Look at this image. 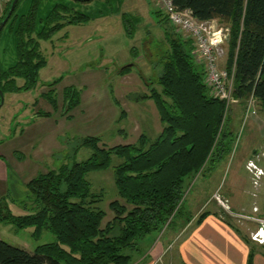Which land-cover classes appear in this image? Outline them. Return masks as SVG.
Instances as JSON below:
<instances>
[{
  "label": "trees",
  "instance_id": "obj_1",
  "mask_svg": "<svg viewBox=\"0 0 264 264\" xmlns=\"http://www.w3.org/2000/svg\"><path fill=\"white\" fill-rule=\"evenodd\" d=\"M172 1L179 9H189L198 20L215 18L228 27L222 67L228 72L233 70L232 96L242 112L251 96L256 104L264 106V0ZM41 2L31 0L26 13L16 16L13 22L17 60L6 70L0 68L3 94L36 86L39 70L46 64L39 40L50 38L65 24L88 21L87 15L55 4L40 19L43 25L36 31ZM160 11L155 12L158 17ZM163 16L167 21L158 18V25L167 48L157 78L160 90L153 88L149 94L162 124L160 132L153 139L141 133L133 143L113 146H104L98 136H86L73 149L75 154L81 146L89 148L86 159L77 161L68 155L66 162L26 183L28 195L17 202L25 214L13 215L5 199H0V223L11 224L15 230L31 227L36 239L43 232L54 237L32 250L0 238V264H140L144 257L137 259L134 252L140 250L138 240L147 234L160 233L178 222L181 231L193 219L197 225L209 214L232 226L224 209L203 210L196 218L184 210L190 183L231 152L236 129L229 116L231 105L212 95L204 80V69L196 58L192 40ZM122 22L126 34L132 37L137 19L124 13ZM125 72L127 69L121 70ZM17 78L23 79L20 86ZM60 79L48 84L54 85ZM76 88H63L64 113L80 103L81 92ZM53 91L50 88L41 96L55 112L58 104ZM36 114L50 116L51 112L37 110ZM113 156L120 159L112 171L124 203L111 200L108 207L113 216L102 224L106 213L98 206L101 197L92 191L86 175L110 167ZM243 239L249 245L247 264H253L251 240L245 236Z\"/></svg>",
  "mask_w": 264,
  "mask_h": 264
},
{
  "label": "rangeland",
  "instance_id": "obj_2",
  "mask_svg": "<svg viewBox=\"0 0 264 264\" xmlns=\"http://www.w3.org/2000/svg\"><path fill=\"white\" fill-rule=\"evenodd\" d=\"M135 2L136 0H127L124 6L123 2L113 0L112 4L108 2L104 4L108 9L114 6L115 11L120 7L119 14L124 10L128 15L140 16L132 39L124 32L117 13L98 24L89 23L84 27L64 26L50 39L39 40V49L46 65L39 70L36 86L28 91H21L19 95L6 93L3 96V103L0 106L1 153L6 155L9 149L21 145L24 135L20 134L21 127L25 122L20 119L23 109L21 104L27 101L31 102L28 111L34 108L51 112L49 119L52 121L51 135L55 136L58 142L56 146L48 147L51 153L42 157L40 163L42 168H56L68 160V155L69 158L74 156L77 161L86 159L90 154L87 147L81 146L75 154L73 153V149L86 136H98L101 144L113 146L133 143L141 133L153 139L160 132L162 124L155 114V104L149 94L153 88L160 90L157 78L162 70L161 59L167 44L158 25V16L155 14L156 11H160L156 4L157 0H142V7L138 5L136 9L132 4ZM30 3L31 0H20L13 17H9L0 32V38L6 45L5 59L10 58L9 42H14V39L16 42L15 34L10 32V27L16 21V16L26 13ZM45 4L49 7L52 1ZM45 4L42 5L43 9ZM45 15L40 9L38 17L42 18ZM163 15L161 12L158 18L167 21L163 19ZM217 24L226 26L219 21ZM42 25L43 22L38 19L36 31ZM80 28L83 32L79 31ZM97 29L102 32L86 36L89 31ZM66 32L74 41L80 34H84L82 37H86L84 38L86 44L68 42L65 40ZM91 37L96 39L88 40ZM224 60L225 57H222L221 66L224 65ZM122 69H127V72L122 74ZM58 78H61L60 81L54 85L48 84ZM21 82L22 80L18 79L17 83ZM69 85H74L80 90L82 99L77 108L73 107L64 113L62 91ZM50 88L54 90L52 97L56 98L58 104L55 112L52 111L48 100L41 96V93ZM10 96H15L13 98H16L19 104L16 101L11 102ZM240 111V105L238 107L234 103L231 105L229 116L231 124L236 129L231 152L190 183L184 210L193 213L196 218L203 210L224 209L232 225L251 240L253 250L264 253V242L258 243L251 239L252 234L264 224V153L261 154V151H264V139L257 138L254 144H246L247 132L254 127L248 122L242 124ZM26 116L29 117V114ZM56 116L59 118L55 125L53 120ZM35 129V138L45 135V125H36ZM252 150L257 151L258 156L252 154ZM249 156L253 162H247ZM119 161V158L113 156L110 167L90 171L86 175L92 191L99 193L101 197L98 206L106 213L102 224L113 216L112 210L108 207L111 200L118 199L124 203L117 193L112 171V166ZM194 221L195 219L191 221L188 229L195 225ZM179 226L180 222L175 227L166 228L160 233L152 232L138 240L140 250L134 252V256L137 259L140 255L144 257L140 264H181L178 260L177 242L182 234L174 238L180 232ZM28 232V228L22 229L19 236L29 235ZM263 234L261 231V235ZM53 239L51 233L43 232L38 239L31 235L27 236L25 243L34 247ZM4 240L16 245L12 240ZM156 241L162 243L163 249L156 256L154 263H151L149 249Z\"/></svg>",
  "mask_w": 264,
  "mask_h": 264
},
{
  "label": "crops",
  "instance_id": "obj_3",
  "mask_svg": "<svg viewBox=\"0 0 264 264\" xmlns=\"http://www.w3.org/2000/svg\"><path fill=\"white\" fill-rule=\"evenodd\" d=\"M48 1H52L51 6L49 7L48 4H45ZM119 1L121 3L123 2L125 6L127 0ZM141 1L142 0H136L135 3H132L135 9L138 7V5L142 7ZM105 2L112 4L113 0H91L90 2H78L75 0H42L38 8V15H40V9H42L43 13L47 15L55 4H63L75 12L83 13L88 16L87 22L79 24H65L64 26L77 25L80 27H84L89 23L98 24V22L103 21V19H106L118 13L117 17H120V23L125 32V28L122 22V14H128V12L123 10V12L119 14L120 7L117 8L116 11L114 6H111L110 9H108L104 6ZM43 3L45 4V7L43 6L45 9L42 8ZM130 16L136 19H140V16L138 15ZM45 17H38V19H44ZM214 20L217 21L215 18ZM14 27L15 25L12 23L10 27V32H14ZM63 27H61V29ZM79 31L83 32L81 28ZM98 32L102 31L98 29L94 31L91 30L86 36H94ZM83 35L84 34H80V36L76 37L74 41L72 36H70L66 32L65 40H67L68 42L71 41L74 43H78L79 45H83L86 44L84 43V38L86 37H82ZM129 38L132 39L133 36ZM94 39H96V37H91L88 40ZM14 42H9L8 47L10 52V58L5 59L6 45L4 43V40L0 38V68L2 70H6L10 66H12L17 60L16 42L15 44ZM18 79L21 78H17L16 83ZM21 80L22 82L20 84L17 83V85L20 86L23 83V79ZM7 93H10L11 95H19L21 91ZM13 97L15 96H10L11 102L16 101V98L14 99ZM81 99L82 98L80 93V103ZM16 103L19 104L18 101H16ZM29 103L31 102L27 101L24 104H21L23 109L22 113H20V119L22 121H25L23 122L25 125L23 124V126L21 127L20 134L21 136L24 134L22 137L21 145H19V147L15 149H9L6 152V155L0 152V199H5V201L7 202V206L13 215H23L26 213L18 205L17 202L24 199V197L28 195L26 183L32 177L47 170L46 167L42 168L40 166V163H42V157H44L45 154L51 153L48 147H51L53 145L56 146L58 144L55 136L51 135V132H53L51 131L50 126L52 121L49 120L51 117L38 116L36 114L37 110H35L34 108H31L28 111V109L30 108L28 107ZM80 103L76 106V108L80 105ZM234 105L238 107L239 104L238 102H235ZM242 111L243 109L241 108L239 117L242 121V124L248 122L251 123V125L254 127L253 129H250L247 132L246 144H254L257 138L263 140L264 106L256 104L255 113L249 115L248 118H246L245 120H243L242 118L243 113L245 111ZM27 114H29V117L26 116ZM155 114L159 119L156 107ZM58 118L59 116H56L55 120H53L55 125L57 123ZM40 124L45 125L46 127L45 135L35 138V126ZM245 151H247V149H245ZM251 153L255 154V156H258V153L255 150H252ZM262 153H264V151H261V154ZM245 156L247 157V153L245 154ZM249 161L253 162V159L250 156L247 158V162ZM189 225H191V221L187 223L184 229H182L179 234L174 237H179L182 234L177 242L178 260L181 264H247L249 245L245 242V240L243 239V235L239 230H237L235 226L232 225V227L231 225H228L222 219L213 214L207 215L199 224L193 225V227L190 229H188ZM20 230L22 229L15 230L11 224L0 223V238H2L3 240H12L16 243V245L24 247L27 250H32L34 247H32L31 244L25 243V238L29 235L32 236V228L28 227L29 235L23 237L19 236ZM162 249L163 246L160 241H156L152 244L149 249L150 257H152V259L150 260L151 263H154V261L157 259L156 256L159 255ZM253 264H264V254L262 252L255 251L253 256Z\"/></svg>",
  "mask_w": 264,
  "mask_h": 264
},
{
  "label": "built area",
  "instance_id": "obj_4",
  "mask_svg": "<svg viewBox=\"0 0 264 264\" xmlns=\"http://www.w3.org/2000/svg\"><path fill=\"white\" fill-rule=\"evenodd\" d=\"M10 1L0 0V21ZM157 5L178 31L192 40L194 53L203 66L204 80L212 95L224 100L227 106L237 102L232 96L233 70L228 72L220 65L225 53L228 27L218 25L214 19L198 20L189 9L177 8L172 0H157ZM256 103L252 96L248 99L243 120L255 113ZM261 231L264 232V224L252 234L251 239L263 243L264 234L261 235Z\"/></svg>",
  "mask_w": 264,
  "mask_h": 264
},
{
  "label": "water",
  "instance_id": "obj_5",
  "mask_svg": "<svg viewBox=\"0 0 264 264\" xmlns=\"http://www.w3.org/2000/svg\"><path fill=\"white\" fill-rule=\"evenodd\" d=\"M17 1L18 0H12L11 1V4H10V6L8 8V11H7L5 17L0 21V32H1L2 28L4 27V25L6 24V22L8 21L9 17L11 16V14H12L14 8H15V5H16ZM3 96H4L3 95V92L0 89V106L3 103Z\"/></svg>",
  "mask_w": 264,
  "mask_h": 264
}]
</instances>
